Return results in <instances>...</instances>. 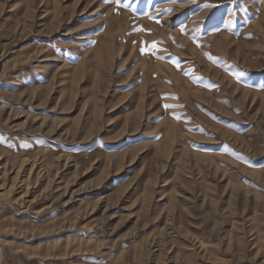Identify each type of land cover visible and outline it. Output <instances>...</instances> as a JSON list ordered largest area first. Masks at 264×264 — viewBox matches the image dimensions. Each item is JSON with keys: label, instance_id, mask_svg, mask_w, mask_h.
<instances>
[{"label": "rangeland", "instance_id": "rangeland-1", "mask_svg": "<svg viewBox=\"0 0 264 264\" xmlns=\"http://www.w3.org/2000/svg\"><path fill=\"white\" fill-rule=\"evenodd\" d=\"M117 7L0 0V264H264V0Z\"/></svg>", "mask_w": 264, "mask_h": 264}, {"label": "snow or ice", "instance_id": "snow-or-ice-1", "mask_svg": "<svg viewBox=\"0 0 264 264\" xmlns=\"http://www.w3.org/2000/svg\"><path fill=\"white\" fill-rule=\"evenodd\" d=\"M110 2L113 3L114 5L119 6V7H117V9H116L117 14H119V8H120V7H122V8H128V7H129V4L131 3V0H129V3H124L123 0H110ZM140 31H143V29H140ZM181 31L183 32V31H185V29H184V28H181ZM157 43H158V42H154V43L152 44V48H153V49L156 48ZM143 51L148 52L149 49L145 48V49H143ZM177 67H179V63H178V62H177ZM190 72H191V70H189V72H186L185 74L188 75V74H190ZM169 83H171V82L169 81ZM262 87H264V86H262ZM165 107H166V108H172V107H177V105H165ZM176 118H177V119H180V117H176Z\"/></svg>", "mask_w": 264, "mask_h": 264}]
</instances>
